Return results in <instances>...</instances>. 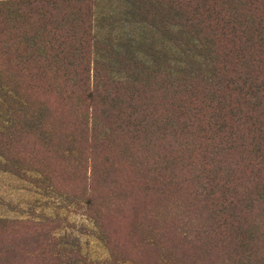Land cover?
<instances>
[{"label": "trees", "instance_id": "1", "mask_svg": "<svg viewBox=\"0 0 264 264\" xmlns=\"http://www.w3.org/2000/svg\"><path fill=\"white\" fill-rule=\"evenodd\" d=\"M133 3L168 19L173 65L115 78L96 57L95 0H0V168L54 186L59 172L111 256L264 264V0ZM59 226L0 218V264H86L59 252Z\"/></svg>", "mask_w": 264, "mask_h": 264}, {"label": "rangeland", "instance_id": "2", "mask_svg": "<svg viewBox=\"0 0 264 264\" xmlns=\"http://www.w3.org/2000/svg\"><path fill=\"white\" fill-rule=\"evenodd\" d=\"M147 4L140 7L133 0H95L93 31L98 41L96 57L101 61L103 71L111 72L115 78H124L126 74L133 73L136 61L140 64L157 60L164 67L173 65L168 50L177 36L167 27L165 21L168 19L164 18L163 12L157 15L155 5ZM163 26V30H160L159 27ZM69 164L79 174L84 173L73 158H70ZM53 181L56 187L35 171L18 175L0 168V218L39 222L53 220L60 225L55 230L59 252L67 256L78 252L86 264H133L122 254L111 256L105 232L91 216L85 200L59 189V172ZM75 183L71 178L67 184L68 190L74 189ZM133 201L136 200L129 201L125 205L128 208L123 210L130 211L131 208L130 216L135 215L134 222L130 220L127 224L131 223L130 227L138 225L136 215L140 206L133 204ZM115 205L119 209L122 207L120 203H113L110 209H114ZM114 228H119V225L116 224ZM147 234L154 237L151 232ZM172 254L166 247L165 251L159 253L160 257L174 263L175 256ZM153 256L157 257V254Z\"/></svg>", "mask_w": 264, "mask_h": 264}]
</instances>
